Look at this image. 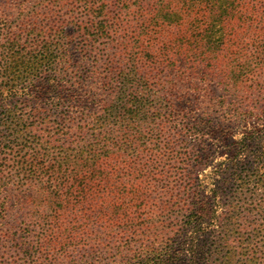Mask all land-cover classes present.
<instances>
[{"label":"trees","instance_id":"trees-1","mask_svg":"<svg viewBox=\"0 0 264 264\" xmlns=\"http://www.w3.org/2000/svg\"><path fill=\"white\" fill-rule=\"evenodd\" d=\"M74 59L62 84L41 78ZM0 75L11 78L0 82V106L26 81L41 100L29 110L7 109L0 136V219L39 197L21 221L25 228L15 224L7 233L13 242L18 229L21 240L32 239L28 259L264 264L258 229H231L243 214L238 206L219 229L205 227L219 217L202 186L184 175L188 154L156 143L168 132L183 145L187 136L221 131L213 112L224 119L257 111L242 104L264 84V0H0ZM87 78L94 81L86 85ZM57 96L61 103L42 101ZM256 165L264 169L263 160ZM177 176L189 181L178 231L163 220L177 214ZM258 186L264 189V180ZM27 187L37 197L13 204ZM244 212L263 215L252 205ZM165 230L173 232L167 241Z\"/></svg>","mask_w":264,"mask_h":264},{"label":"rangeland","instance_id":"rangeland-1","mask_svg":"<svg viewBox=\"0 0 264 264\" xmlns=\"http://www.w3.org/2000/svg\"><path fill=\"white\" fill-rule=\"evenodd\" d=\"M74 44L71 43L68 49L70 54L76 56L78 53ZM74 62H76L75 59L72 63H69L68 60L57 63L47 72H44L41 78L45 79L51 76L57 84H62L64 79L71 77L69 67ZM73 71H76L74 66ZM10 79V77L5 79L0 75L1 83L5 80L10 82ZM13 81L12 83H14ZM93 81V78H87L85 84L90 85ZM29 83L31 82L15 83V94L8 100V104L0 106V136L4 134L8 124L7 109L19 106L29 110L34 103L41 102V100L34 98L35 92L32 89V84ZM260 86L262 89L254 93L249 99L251 103L246 101L242 104L244 111L249 109L252 112V106L257 108L254 114H236L231 112L222 119L223 115L213 112V117L222 124L221 131H215L212 134L204 132L200 140L197 136H187L186 143L183 145L180 141H177V136L175 137L174 133L168 132L167 135L163 134V138L158 136L156 143L159 141L168 142L167 144L170 147H175L177 154L182 152L188 154L190 160L189 164L183 169L184 175L186 178L189 177L191 182L193 181L191 183L193 187L202 186L203 198L211 205V208L216 211V215L219 217L215 220L208 219L205 227L209 226L211 231L213 228L219 229L220 226L225 224L224 215L228 213L231 206L236 205L243 214L238 220L232 221L231 229L236 230L241 226L239 231L247 234H253L258 229L260 233L259 245L261 246L264 245V226H262L264 223V189L258 186V182L264 180V169L257 170L258 166L256 165L258 160H263L264 164V109H262L264 105V84ZM210 88L211 90L215 89L218 94L223 93V88L215 84H212ZM242 95L245 96V93ZM58 97H48L42 101L45 103H61ZM172 141L175 143H172ZM12 142L17 143L18 138H13ZM179 168L180 166L177 163V169ZM186 178L180 181L179 176H177V189L174 190L175 194H177V214H167L163 218L168 227H173L177 224V231L178 226L184 221L180 209L187 200V197L183 194L184 188L187 186L186 183L189 182ZM232 179H240V182L232 184ZM243 182L246 183L243 186L245 189L242 194H237L235 190ZM215 189H221L220 194L217 196L213 194ZM256 189L258 190L256 191ZM14 195H17V193H14ZM37 195L38 190L36 188L27 187L23 190L20 199L13 197V204L23 202L27 196L37 197ZM38 198L25 203L18 214L19 208L13 207L6 219H0V236L2 237V239L0 238V264H52V261L50 259L46 260L42 253H40L41 256L34 254L33 257L28 259L25 251L31 248L28 242L32 239L21 240L20 237L23 231L18 229V233L15 234V239H18V242L10 241L14 238H8L12 237L13 233L7 235L15 224L25 228L21 221L26 218V215L34 212L36 203L39 202ZM248 205L263 210V215L259 218L258 216L247 214L244 209ZM261 230L263 231L260 232ZM162 236L163 240L167 241L173 237V232L165 230ZM18 243L20 244L18 245ZM248 255L252 256L254 254L248 252ZM258 262L264 263V260Z\"/></svg>","mask_w":264,"mask_h":264}]
</instances>
